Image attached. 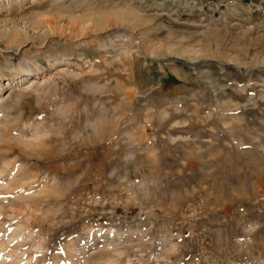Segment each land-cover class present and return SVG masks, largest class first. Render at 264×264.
Returning <instances> with one entry per match:
<instances>
[{"label":"rangeland","instance_id":"rangeland-1","mask_svg":"<svg viewBox=\"0 0 264 264\" xmlns=\"http://www.w3.org/2000/svg\"><path fill=\"white\" fill-rule=\"evenodd\" d=\"M0 5V62L40 65L0 77V196L8 226L34 234L22 252L264 264V0ZM117 9L130 16L98 27Z\"/></svg>","mask_w":264,"mask_h":264},{"label":"bare ground","instance_id":"bare-ground-1","mask_svg":"<svg viewBox=\"0 0 264 264\" xmlns=\"http://www.w3.org/2000/svg\"><path fill=\"white\" fill-rule=\"evenodd\" d=\"M1 8H2V6L0 5V9ZM129 12H131V11H129ZM94 15L97 17L96 19H97L98 27L101 28L102 25H105V23L107 22V20L110 17H115L118 20L119 19L126 20V18H128V16H130V13H126L125 10H118L117 9L115 11H113V10L112 11L111 10L110 11H108V10H106V11L105 10H99V11H96L94 13ZM22 30L26 31V29L21 28V27H19V26H17L15 24L13 29L7 28V27L2 29V32L4 33V34L2 33V35L3 36H7V38L9 39V42H11L14 38H16L18 36V34H19L18 31H22ZM133 35L131 33L130 37H132ZM6 58L8 60L10 59L9 57H6ZM33 65L35 66L36 69L40 68L39 63H33L31 61V59H29L27 57L25 58L24 61H20L18 66H15V67H12V68H9L5 63H1L0 62V77L3 74V69H5V68L10 70V71H13V72L15 71L16 73H18L19 71L27 73V72H31V71L35 70V69H33ZM1 110L2 109L0 108V111ZM2 112L3 111H1L0 113H2ZM4 166H6V168H7V164L3 165V166L0 165V180L1 179L2 180L5 179V177H3V175H2L4 170H6ZM18 171H19V169H18ZM12 173L14 174L16 172L14 171V172H11V174ZM10 176H9V178H10ZM14 176L12 175V178ZM16 176H18V175H16ZM11 180L16 181V180H14V178L11 179ZM17 180L19 181L18 178H17ZM5 181H3V182H5ZM6 182H8V181H6ZM16 184H17V182H15V185ZM0 185L2 186L3 184H0ZM12 186L14 187V184ZM48 186H49V180H48V178H44L43 180L40 181V183L37 182V183L31 184L30 186L24 187L25 188V190H24L25 194H23L22 196L24 197V199L26 198L25 203L27 204V206L31 207L32 205L30 204L31 202L29 203V200L32 199V198H35L36 196H38L39 194H41L45 190L47 191L48 190L47 189ZM6 193H8V192H6ZM8 195H10V194H8ZM2 197L3 196H0V212H1L0 214L3 215V216H0V219H1V222H0V226L1 227L0 228L2 229V230H0V264H40L39 260L46 255L45 248L41 245L42 243L40 241H38L36 247L44 249L43 253H41L39 255H36V256H33L35 254L34 251L32 253L22 252V249H20L19 247L22 248V246H23V242H22V240L24 239L23 236L25 234H27L29 236V238H31V240H33L32 238L34 237V234L32 232L30 233V231L28 229L26 230V228L22 227V225L18 226V228H16V229H12V227L8 226V223H6V221H7V217H6V214H5L6 211H4V209L6 210V208H3V206L7 205V204H11L13 202L11 200H9V199H3ZM20 198H22V197H19L18 199H20ZM12 206H14V205H12ZM4 207H6V206H4ZM2 208H3V210H2ZM13 210H14V208H13ZM5 230L7 232H4ZM105 247H107V245L103 246V248H105ZM77 248H78L77 244L74 242L73 244L69 245L65 249V251H64L65 255L63 257L62 256L60 257V255L56 254V256L58 255L59 257H56L55 259H53V261H51L49 259L50 261H47V262H45L43 264H78L77 260L79 258H81V257H80V253L77 251L78 250ZM121 252L122 251H119V253H121ZM96 260H99V264H104V263H107V262H111L112 263V261H115L114 257L111 254H107L106 256H103L102 253H100L98 256H96ZM83 261L85 262L86 259H84Z\"/></svg>","mask_w":264,"mask_h":264}]
</instances>
